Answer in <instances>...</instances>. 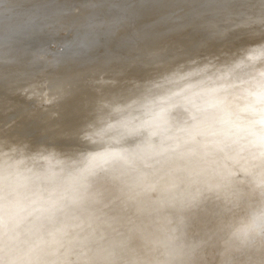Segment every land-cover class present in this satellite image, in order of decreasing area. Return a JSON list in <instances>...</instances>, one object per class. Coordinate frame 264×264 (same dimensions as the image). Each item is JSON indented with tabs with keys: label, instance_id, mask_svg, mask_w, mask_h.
Here are the masks:
<instances>
[{
	"label": "rangeland",
	"instance_id": "1",
	"mask_svg": "<svg viewBox=\"0 0 264 264\" xmlns=\"http://www.w3.org/2000/svg\"><path fill=\"white\" fill-rule=\"evenodd\" d=\"M172 1H174V0H172ZM172 1L171 0H17L15 2L14 6H9L10 8H12V7H15L17 5L18 6L24 5V11L22 13L18 14V16L17 15L15 16L16 20L14 21L15 23H13V24L17 25L18 37L21 35L24 36L28 31H32V32L29 34V36L26 35L22 40H15V41L11 40L13 42L14 50L9 52L7 55L6 54H3V55L0 54V69L2 70V71L0 70V79H1L0 86L1 85L3 86V87L2 86L0 87V89H1L0 91L4 90L6 92L11 93L12 91H14V88L17 87V89L15 88L16 89L15 91L18 92L19 94L17 93L18 94V96H17L15 91H14L13 95L15 94L17 96V98L18 97L20 98V99H17L18 102H20V104H22V102L26 103L30 99L31 102L30 101L29 102L31 105L28 104L29 102H27V104H26V105H29V109L27 108L28 106L24 107V106H26L25 104H23L24 106L22 105V107L24 108V110L26 109L25 112L27 111V109L30 111L31 116H30V114H28V115L32 119L34 118L33 119L34 122H35V120L38 119L39 116L37 115L36 117L35 116L33 117L32 114L36 115L35 113H37V114L41 115V113L44 112L47 109V107H49V109L47 110V113L43 114L44 116H42V115L40 116L39 121L37 123L35 122L36 124H34V122L30 121V127L32 128L33 127L32 125L35 126L34 127L35 131L32 130L33 135L39 134V133L41 135L39 134L40 136H36L38 138H28V139L26 138V140L25 139L24 140H18V143L17 142L14 143V141H16L15 139L10 138L7 140L6 139L7 134H9L11 132V130L13 131L15 128H17L19 124L23 125L24 122H26V123H24V126L21 127L19 125L20 128L19 129L17 128V130H19L18 131L19 133L26 132L25 133L26 135L29 134L30 131H28V129L30 127H28V125H29L28 121H26V119H25V120H22L23 123L22 122L21 123L19 122V124L16 123L18 121L15 122L14 121L15 119L14 120L12 119L13 115L11 116V115H8V113H7V112H10V114H12L11 113L12 110L6 112L7 116H10L11 118L7 117L5 114V116L7 118H10V119L7 120L6 118H4V120L6 119L7 121L5 120L6 121L5 122L3 120L4 121L3 123H2V120H0L2 125H4V123L6 124L10 120V123L8 122V125H10V126L5 125V127H3L0 124L1 125V127H0V143L1 142L4 143V141L6 139L7 142H5V143H7V144L14 143V144H18V146H19L18 149H15L12 151H9V150H5L2 152L0 151V197H1V194L3 193L5 187L10 186L13 183L21 181V179H22L21 176L25 175L26 173H29L32 170L35 174L34 175L32 173V176L29 178L30 182L32 181L35 184L32 186H35V187L39 186V188L43 189L42 190L43 192H41V194H39L36 203L42 204L44 202V200L47 198V196L49 197L51 194H57V196H61V197L58 198L57 207L55 209H53L52 211H49L48 213H46L44 215L42 214L43 216L40 214L39 216L37 215L38 217L35 216L34 218H29L23 222L25 224L26 221H29V224L31 223L30 225L28 224V222H26L27 223V225L25 224L26 226L24 224H20L21 226L19 225L16 227V231L13 234V238L15 239V241L17 243L18 250L12 254V261L7 260L6 264H21V263L17 262V259H18V256H20L23 253L28 257L35 256V254L38 255L40 252L38 250V248H39L38 245H41L44 242V240L46 238V231H48V230H53V234L56 233V235H57L56 237H58V240L56 237H53V235H52V237L55 239H52L51 237H49L50 243L47 244L49 242V240H48L46 244L47 245L52 244V245L48 246V248L52 249L54 247V249L56 248V250L54 251V249H53L51 252L52 254H50L49 252L51 250L49 251L48 248H47V250H45L46 249L45 247L47 245L45 247L43 246L45 249L43 247L42 248L45 250V253H46V251H49L48 254H44V250L42 249L40 254L43 252V255L39 254L40 255V256H38V258L40 259V260L38 259L39 261H37V262L35 261V260H37V255H36L35 258L32 257V258H28L27 260H25L26 264L29 263L28 260H30V259H32V260H30L29 264H31V262H34V261L36 263H32V264H37V263L38 264H123L125 257L122 255L121 249L124 247L125 242L128 241L130 238H133L135 235L142 233L146 223L148 222L146 220V218L148 220H150L153 215H159V213L162 211V207L164 208V206L166 205V204H164L165 202L163 203L162 200H160V196L162 194L164 195V194H166V192H168L169 187L173 182H175L174 183V191L175 192L179 191L180 193H183L180 196L179 192H176V193L174 192L175 193L174 201L170 203V206H175V205L179 204V207L183 213V215L180 217L181 222L185 218H187L188 220H192V219H195L198 217L202 218V217L211 216V218L214 220L215 224L217 225L216 237H224L227 240V243H225L223 239H222L223 242L220 240L219 243H215L216 244L215 247L210 246V244L213 245L212 243L206 244L204 241L196 242L198 248L206 249V254L202 252V258L205 260V264H211V263H214L216 261H217V263L220 262L219 264H232L231 262L233 261L234 257L236 258L235 264H238V263L239 264H253L254 263L253 260L246 257L244 254L240 253L239 255H237V253L239 252L238 251L239 248L236 250H233L231 247L233 244H231V243H235V241L237 239L241 238L242 236L248 237L249 235L254 234L255 230H253L252 232H250V231L254 228H259V226L261 227L260 230H264V226L262 225V224H264V215H261L256 210H254L255 205H257L258 202L252 201L251 195H250L251 194L250 193V191H251L250 187H252V186H250L251 185V183H250L251 170H252L253 166L255 164H257L258 162H260L264 165V0H207V1L206 0H200V2H199V0H194V1L190 0V1H192L189 3L190 5L186 2V0H181L182 2L184 1L183 2L184 4L180 0H178V1L175 0V6H174V2H172ZM176 1L178 3H176ZM201 1H203V4H206V6L204 5L205 11L202 14H200L199 16L189 15V17H188L185 14V12L187 10L189 11V10L193 9L192 11L194 14L195 9L197 8L194 5H197V3L201 5L202 4ZM180 2H181V4H180ZM83 5H84V8H83ZM176 5H177V7H176ZM179 5H180V7H179ZM60 6H63V8L57 9ZM81 6H82L83 10H82ZM3 7H5V6H3ZM181 9L184 10L185 15H182L183 10H181ZM113 10H115V11H113ZM118 10H121L122 14L124 15L123 17L120 16L121 12L114 13V12H117ZM112 11H113V13H112ZM135 12H137V14ZM116 14H118V16H119V17H117V19L120 17H121L120 19L127 18L125 21H127V22L129 21V23L126 22V24H125V21H122L123 19L122 20L119 19V20L124 22L123 23L124 25L121 24V22L119 20H118L119 23L116 22L117 21V19L115 20ZM138 15L139 16L141 15V16L139 17ZM138 17L140 19H143V21H144V19L146 20L147 24L146 23L145 24L149 27V28L146 27L148 31L145 30L144 32H142L143 29H146L145 28L146 25L144 24L145 21L140 22V19ZM151 17H152L151 22H153V25H154V26L152 25L153 29H151V27L148 25L150 23L149 19ZM134 18L137 21L139 20V23H141V24L143 23V25H142L143 27L142 26L138 27L141 24H138V26H137L138 22L137 21L133 22ZM153 19L155 21H153ZM175 19L177 22L174 21ZM93 20H94V22H93ZM88 21H89L91 26L88 25L89 24ZM95 21H97L98 23H96ZM108 21L111 22V25H109V27L107 26L109 24ZM83 22H85V24H83ZM92 22H93V24H92ZM102 22H104V23L102 24ZM94 23L98 24V25L94 26ZM130 23L133 25V27ZM174 23H176V24L178 23L177 25H179L181 27H179V26L176 27L177 25L175 26ZM151 24L152 23H150V25ZM92 25H93V27H92ZM99 25H101V28L99 27ZM89 27L92 28L91 31L94 29V32L93 31L92 32L95 34H93V33L91 34ZM106 30L110 31V32H112L113 30L114 31L112 33H110V32H105ZM86 31H88V32L90 31L89 32L90 34H88ZM145 32H148L149 34H152V35L154 34V35L152 36V35L148 34L149 36H146L147 33H145ZM161 32H163V33H161ZM101 33H105V35L101 34ZM156 33H159L158 34L159 38L157 37L158 35H156ZM85 35L86 36L92 35V36H89L90 38L87 37L86 40H84ZM136 35L140 38L138 39V37H137V39H136ZM124 36L125 37H130V36L135 37V38L133 37L134 39H130L131 45H129V42H128L130 40L127 41L128 38L126 39ZM150 36L152 37V39ZM155 36L158 39H156ZM123 37L126 39L127 42L125 41V39ZM175 38H177V39L179 38V39L177 40ZM180 38H182L181 39L182 41H183V39H185V40L189 39V40L186 42L183 41V44L181 45L182 41L180 40ZM88 39H90V40L92 39V41H94V40H96V41H94V42L91 41L92 43H90ZM122 39L125 41V43H127V46H129L130 48L125 46L124 43H123V45L125 47L121 45L122 48H120V44H121ZM169 39H170V41H169ZM23 40L24 41L26 40V41L24 42ZM132 40L135 44L132 42ZM148 40L152 41V44ZM0 41L1 42L4 41L3 36L1 37ZM114 41H115V43H117V41H120V43L115 45ZM124 41H122V42H124ZM136 41H139V43L141 45L143 43H144L143 45H145V43L148 41L150 44H148V42H147L146 45L144 46V49L146 48L148 51H149L150 46L157 44L158 46L157 45L156 46L159 47L158 49H160L159 52L162 50L160 52L161 57L163 56L162 59L163 60L167 59L166 61L168 63L166 61H164V62H166L169 65L164 66V68L161 67V68H158L155 70L153 69V71L155 72V74H154L153 72L150 71L152 69L149 67L146 68L145 66H140L139 64H136L135 62L132 64V62L135 59H137L136 56L138 55V53H135V51L136 50H137L136 52L140 51L139 50L140 48L138 49V45H137ZM174 41H177V42H174ZM210 41H212L211 44L213 46L209 45L210 46L209 48L207 46L205 47L204 45H208L210 43ZM1 42H0V44H1ZM87 42H88V44L96 43L97 47L95 48L96 44H94V45H92L94 49H92V47H90L88 49L87 48V45H88ZM216 42L218 44H216V48H213V47H215L214 44ZM106 43L108 45H110L112 43L110 46H108V47L112 46L111 49L114 47L113 45H115V46L119 47V50L123 49L125 51V49L127 47V49H129L131 51H128L126 49L127 51L124 52L122 50V52H121L122 54H121L120 51L117 49L118 47L117 48L114 47V50L112 49L114 51V53H113V51L110 48L107 50L108 47H106L107 46ZM198 43H199V45H198ZM98 44H100V45L98 46ZM132 44L137 49H135V47L132 46ZM140 44H139V47L141 46ZM187 44H188V46H187ZM200 44H203V45H200ZM89 46L90 45H88V47ZM167 46L168 47L170 46V47L167 48ZM199 46H202V48L201 47L199 48ZM115 48L118 50L117 52H115L116 51ZM132 49H134L133 52H132ZM142 49H143V46H141V51H140L141 53L146 52V50H144V49L142 50ZM200 49L203 51H201ZM208 49H210V50H208ZM89 50H90V52H89ZM91 50H92V53H91ZM109 50H111L112 52ZM166 50H167V52L165 53ZM84 51L89 52L90 56L87 54V52H85L86 53L85 54ZM103 51L104 52L108 51V52H111L113 55L114 54H117V55H114L115 57L113 59L111 55H108L109 53L107 54V52H105L107 54L106 56L109 57V59H110L109 60V59H107L106 56H104L105 53ZM127 52L131 53L130 55H134V54H137V55L135 57L133 56L134 59L131 60L133 57L131 58L129 56V53H127ZM140 52L138 55L139 57L145 56L147 54V52H146V53H143L141 56ZM102 53L104 55H102ZM118 53H120L119 59L117 57V60L115 61V58H116V56H118ZM125 53L128 55L127 57H130L131 59L129 58V60H128V58L125 56L126 55ZM162 53H165V54H162ZM93 54H94V56H92ZM121 55H123L125 57H122ZM171 55H173V56H171ZM81 56L83 58V61L81 60L82 58L79 59V57H81ZM95 56H96V58H95L96 61H94ZM88 57H89L90 63L92 62L94 64L91 63L92 64L91 65L88 62ZM120 57H122L123 59ZM139 57H138V59H139ZM168 57H169V60L171 62L168 60ZM84 58H86L87 61H84ZM92 58H93L94 62L92 60H90ZM124 58L128 61L131 60L130 63L132 65L128 61L125 60L127 62V64H126V62H124ZM111 59H113V61L109 62V61H111ZM138 59L135 61L139 63ZM79 60H80L81 64L78 62ZM104 60H106V61L108 60L107 63H110V64H108V67L110 69L112 67L113 70H115L116 67L123 66L124 69H122V67L120 68L123 70V71L120 70L121 71L120 73H122V74L119 75L118 74L119 68H116L115 71H116V74L118 75L116 77V74H114L115 71H112L109 68H107V66H106L107 64H105ZM103 61H104V63H103ZM114 61H115V64L117 63V61H119L120 64H116L117 66L114 67L113 66L114 64H112V63H114ZM84 62L85 63L88 62L89 66L87 67V63L85 64ZM96 62L99 63V65L98 64L97 65H98V67L100 66V68H98L96 66L97 68L92 67V69H93L92 70L90 66H95ZM100 62H101L102 66L105 64V67H106L105 68L106 73L104 71L102 72L103 74L105 73L102 77H105V76L107 77L106 81L109 80L108 78L110 75L112 76L111 71L114 74L112 77H110L109 84H111L110 83L111 78H112V82H113L114 81L113 78L115 79V77L117 79H118V77H119V79H121V78L123 79L125 77V79L127 81H129V80L131 81V82H128L129 84H127V81H126V84H127L126 86H129V85H131L130 83L134 82V83H132V85H134L135 88L137 86L142 88V86L140 85L141 82L143 83V87L145 86V84L147 87L148 84H151L150 83V81H151V82H156L157 87H159L158 84L162 81V83L164 85L162 83H160V84H162L161 86L164 89H166V87L168 86L167 89L170 88V89L174 90L175 85H180L190 78L196 79L195 77H192V76H196L199 74L200 75L212 74L213 72L221 71V72H219V75H221V79H219L220 77H218V79L219 80L223 79L224 83L229 82V81L236 79V78H241V79H244V80H239V82L242 81L241 82L242 86H244L243 83L245 82L244 83L245 86L255 87L256 89L259 88V90H257V92L254 93L252 95V97H250L248 100L246 98H244L245 92H242V93L239 92L241 94V99H238L236 97L233 99L235 103L237 101H238V103H242V108L239 110H237V109L235 110L234 108L232 109V108H229V107H226L224 105L219 104V102H221L222 100H224V98H227L228 96L233 94L235 91L234 88L228 89V91H226V89L223 88L224 86H222V85H224L223 83H221V84H219V86L215 87L216 88L215 90L218 89L217 91H215L213 88H212V90L211 89L205 90L206 93H204L205 91H203L200 95L208 94V95H212V96H205L201 100L190 99L188 94L178 95L177 97L173 96L172 98L170 97V100H173L172 102H170V103H173V104H171L170 108H169L170 104L168 103L169 99H167V98L165 99V97H163L165 100H168V101H164V99L161 97L155 98L152 95L151 96L148 95L149 96L148 98L150 99V101H149V99L146 96V94H147L146 93L144 95V98L146 96L145 100L148 99L147 102H149V103L147 104V102L145 101L147 108L145 107V109H144L145 111L143 110V112H146L145 114L147 115V118L149 117L148 112H151V113H149V115L154 120H156L159 117L158 119L162 122H160V121L158 122V119H157V121H154L155 123L157 122V124L160 123V124H158L159 127H156L158 129V131L168 132L171 129H173V131H171L173 134L170 135V138H171V136H173L172 138H174V148H176V149H174V156L175 157H174V159L168 158L165 162H163L161 164V166H159V168H157V170L155 169L157 166L154 167L155 162L152 163L153 160L149 161L148 163L145 164V167L143 166L141 168H135V166L137 165V164L135 165V163H136L135 161H133L131 163L133 165L128 163V164L123 165L121 167L114 168L113 165L115 164V162L119 158L130 159V157L132 158V156H133V155L130 156V154H131L130 152H132L133 154L135 153L134 144L124 143L126 136L122 134L123 130L125 131V129H126V133H124V134H127V132L128 133L132 132V130L131 131H129V130L135 128L137 126V124L139 125V123H140V126H143L146 123H150V121H151V123H150L151 125L154 122L151 120V118H150V121H149V119H146L145 118L146 115H145V117L141 116V117H144L145 120L143 118L139 117V115H142V114L144 115V113L142 112L141 114L137 115L139 117L138 122H139V120L140 121L144 120V121H146V123L145 122H143V123L142 122H139V123L136 122L137 116L136 117L134 116L135 120L133 119L134 117L129 118L127 123H126L128 126L131 124L129 127H127L126 124H125V126H123L124 125L123 123H125V121H126V120L122 121V120H124V118L121 120H115L116 122L118 121L117 123L112 121L111 120L112 118H110V119L107 118V120H109L108 122H111V123L113 122L114 124L112 123V125H111L108 123V127L106 126L107 128H105L103 131H102L101 126L103 125L102 124L103 122H105L107 124L106 120H102V121L100 120L101 123L98 122L97 125L95 124L96 121H94V119H93L94 116L92 117L93 120L90 117L91 112H94V110H93L94 104H92L90 102L89 98L93 96L92 94H94L95 96L98 93L104 95L105 93L103 94L101 92H103L104 89H106L105 83H104V85H103V83H101L102 82L101 80H103L101 75L99 76V74L101 73L100 69L104 68V66L102 67L100 65ZM140 62H141V60H140ZM123 63H125V64H123ZM128 63H129V65H128ZM134 64H136V66ZM16 65H17V67H16ZM133 65H134V67H133ZM137 65L140 66L139 71L142 70L141 67L146 68V70L143 68V72H141V74L143 73V75L145 74V76H147L146 78L140 74L141 76H143V77H141L138 73L139 72L138 70L136 73V69H135V71L132 70L133 72L131 71V68L132 69H134L135 67L138 68ZM172 65H173V67H172ZM18 66L20 68H18ZM35 66H36V68H35ZM219 66H221L220 67L221 70L219 69ZM56 67H57V69H56ZM85 67H87L88 69H86ZM128 67H129V69H128ZM224 67H225V69H224ZM226 67H228V68H226ZM229 67H231V69ZM6 68H7L6 71L9 70V72H11L10 70H12L11 75H13V76H14V74H16L15 72H17L19 70L20 72H18V73H22L24 75H26L28 73L27 76L29 78L27 76L23 75L24 80H22L23 78H22V74H21V76H19L20 79L22 78L21 82H20V79L17 77V75H18V73H17L13 77L14 78L13 79L12 76L8 72L6 73V71H4ZM16 68L18 70H16ZM53 68H55L56 70ZM217 68L219 71L217 70ZM90 69L93 72L97 71V74L92 73V71H90ZM98 69L100 71H98ZM227 69H228V72H226ZM52 70H53V72H52ZM61 70H63V71H61ZM75 70H76V72H74ZM128 70H130L129 72L132 73L131 78L129 77V75L131 73H127L128 75L125 76V74H126L125 71L127 72ZM224 70H225V72H224ZM67 71H68V73L71 72V74H75L76 76H74V75L71 76V74H69V76H67V75L65 76L64 74ZM82 71L85 73H82ZM108 71L110 72V75L108 74L109 73ZM144 71H146V73ZM30 72H33L34 73L33 75L35 77L32 74H29ZM35 72H37L39 75L35 74ZM80 72H81V74L78 75ZM123 72H124V75H123ZM3 73L6 76H4ZM41 73H43V74L41 75ZM62 73H64V74L62 75ZM133 73H136V75L134 74L135 78L133 77ZM150 73H152V76L150 75ZM222 73H225V74H222ZM44 74L46 75L47 78L45 77ZM86 74H89L93 77L92 82L88 81L86 79H84V81H82L83 77ZM107 74H108V76H107ZM37 75H38L37 78H39L40 76L42 77L44 75L42 80H41V78L38 79V80H40L39 81L40 84H39L38 80L35 79ZM60 75H62L63 77ZM97 75L99 76L98 78L101 77V79H98L97 77H95ZM157 75L159 77H157ZM9 76H10V83H11V81L14 82V80H16L15 82L16 83L19 82L18 83L19 86H12V84H10L9 82H6L7 78L9 81ZM208 76H210V75H208ZM5 77H7L6 80H5ZM16 77H17V79H16ZM73 77H74V79H76L75 81L73 80ZM128 77H129V80L127 79ZM137 77H141V79H140L141 82H139V79ZM30 78H32V79H30ZM60 78L64 81H69V85H72V89H73V90H71L72 95L73 94L78 95V93L80 92V90L83 87H84L83 89L85 90V91H83V89L81 90V91H83V93L82 92L79 93V95L77 96L78 99L75 101L76 103L75 102H72L71 104L68 103L69 105L67 104L68 107H66V108H65L66 104L60 103L61 105L64 104L61 107L59 102L55 101V103L59 104V105L57 104V107H56V104L52 100V94H54L56 92V82L58 83ZM95 78L98 81L95 80ZM133 78H134V80H133ZM142 78H143V80H142ZM27 79H28V81H26ZM29 79L32 80V82H30ZM79 79H81V80H79ZM122 79H121V82L119 80L120 83H122V81L124 82V80H122ZM135 79L138 81L139 84L137 83V81H135ZM2 80H3V82H2ZM4 80H5V82H4ZM56 80H58V81H56ZM146 80L149 83H147ZM159 80H161V81H159ZM99 81H101V82H99ZM106 81H104V82H106ZM36 82H38V83H36ZM83 82L84 83L86 82V83L84 84ZM167 82H170V83H168V84H170V86L167 84ZM4 83L7 85L9 84V87L7 85H6V87H4V85H5ZM16 83H14L13 85H15ZM32 83L33 84L35 83V86L37 85L36 88L38 86H40L39 90L37 88V90L39 91V94H37L38 93L37 90H36L37 93H35V94H37V97H36V95L34 97V93L33 94L31 93L33 90H35L34 85H33L34 89H33V87H30V85ZM79 83L80 84L83 83V85L81 87H78L77 89H75L79 85ZM106 83L108 84V81ZM18 84H16V85H18ZM91 84L93 87H95V85L97 84L96 86L99 88L95 87V88H97L96 90H98V89L100 90V88H101L100 86H103L104 87V88L102 87L103 91L98 92L95 89H94V91H92L93 87L90 86ZM98 84H101V85H98ZM107 84H106V87H109V85H107ZM136 84H138V85H136ZM153 84H152V87H156V84L155 83H153ZM84 85H88V86L86 87ZM11 86L14 88H12ZM28 86L30 88H32V89H30V91L32 90L30 93L36 99H34L31 96V94L28 93L29 90L26 89V88H29ZM114 86H115V84H113L112 87L107 88V90H110V88H112L110 90V92L113 90V93L111 92L112 94H114V88L116 87V86L115 87ZM126 86H124V88H120V86H117V88L119 87V89H118L119 93L120 92L123 93L122 95H120L117 91V88H115L116 89L115 93L117 92V94L115 96L118 97L117 100L121 96H125V95H127L128 98H125L127 96L122 97V98H125V100H127L133 94V98L131 97L130 98L131 100H127L129 105L133 104L134 106H138L139 104L143 103V102H140L141 98L139 99L140 95L137 92L138 89H141V88L137 87L135 89L136 91H134V90H132V89H134V87L129 86L130 87V88L128 87L129 90L131 89V91H134L133 93H130L129 90H128L129 92L126 91V89H128V88H125ZM150 86L151 85H149V87ZM18 87H19V89H18ZM85 88H87V89H85ZM102 88H101V90H102ZM78 89H79V91H78ZM120 89H121V91H120ZM122 89H125V90L122 91ZM18 90L19 91L21 90V94H22V92H25V93L27 92V93L26 94L23 93L22 97H21V96H19L21 94ZM74 90H77L78 92H76ZM107 90L104 92H106V94H107V92H108V94H110L109 91H107ZM89 91H91L90 93L93 92L91 94V96H90ZM212 91H214V92H212ZM96 92H97V94H96ZM127 92L129 93V95L124 94ZM243 93H244V95H243ZM25 95L27 96V98L25 97ZM80 95H82L81 96L82 98H80ZM86 95L88 96L87 99H86V97H87ZM102 95H100V96H102ZM117 95H119L120 97ZM134 95H136V96H134ZM23 97H25V100ZM29 97H32V100ZM135 97H136V99H135ZM137 97H138L139 101H137L138 100ZM150 97H152V98H150ZM153 97H154V99H153ZM13 98L16 99V97H13ZM122 98H120L119 100H121ZM26 99H27V101H26ZM79 99L80 100L83 99L85 102H86V100H88L90 103L89 102H87V103L89 105L92 104L91 107L93 106L92 107L93 109L91 107H89L87 104L84 105V106H86L85 108L84 107L82 108V105L85 103H84V101H81V103L83 102V104H81ZM156 99L158 101L154 102V100H156ZM159 99L162 101L161 105L162 104H164V105H162V106L159 105V103H160ZM142 100H144V99L142 98ZM132 101H133V103H132ZM136 101L140 102V103L138 104ZM152 101L154 102V106H153ZM52 102L55 104V106H54L55 108L54 107L52 108V106H53ZM113 102L114 101H112L111 104L109 103L107 108H105L103 110L104 115L108 114L114 108L115 103H113ZM134 102H136V103L134 104ZM165 102H167V103H165ZM79 103H80L81 109L86 110V113H88L87 111L89 109H91L90 114L88 113L89 114L88 117H90V119L92 121H94V123L92 122L93 126H94L93 129H97V131L95 130L96 131L95 132L92 129L93 126L91 127V120H89L90 122H88V120H87L89 118H87L86 121L88 123H90V124L87 123V125L88 126L90 125L91 130L96 133V136L99 133L98 130H101V132L99 133V137L101 136L102 139L104 137V140L105 139L109 140L110 138H112V141H113L111 143V146L114 149V155L110 156L108 158L107 162L105 163V165L103 166V168L100 169V171L98 170L99 172L96 173L97 175H99V174L102 175V174L110 171L111 175L118 180L116 183L113 184V187L111 189L113 191L112 193L116 194V195H114V197H112L111 202L113 200H116L117 198H119L120 200L117 199V201H114L116 204L114 202H112L117 207L118 206L119 207L117 208L116 211L112 212V214H111L110 218L116 222H114L112 224V226H110V227H108V225H107V224H109L108 223L109 220H106L105 218L100 220V221H97V222H88V223L84 224V222L86 220H88L94 216L98 217V216L103 215L109 206V204L107 202H105L103 197H101V195L99 194L100 193L99 191H101L102 189H100L99 186L97 185V182H98L97 177L96 178L94 177L92 179H86V181L82 184V186L80 185L79 188L76 189V187H77L76 185L78 184V180L80 178H83V177L86 178L87 177L88 172H89V168L86 166L81 167V168H79L76 176H72V173L74 170L73 166L63 164L64 158L71 154V152L70 153L68 152V149L71 146V143H70L71 139L69 137H72L74 135V134L69 135L68 132L73 133L74 131L72 129H71L72 131L71 130L67 131L66 130L68 128L67 126H66L67 128H65L64 125L61 126L62 124L66 125L65 122H67V121L64 122V120L62 119L63 115L59 114L60 116H58V113H60L62 111L61 113H63L64 116H68L70 114H73V113H75V111L77 109H79ZM150 103H152L151 106L153 108L150 106ZM50 104H52L51 107H50ZM156 104H158L159 107L161 106L160 109L164 106L163 108H166L165 110L167 112L163 109V110H161V111H163L161 113L159 111L160 110L159 107ZM165 104H166V106L169 104L167 106L169 109H167ZM17 105L19 106V104H17ZM129 105H128V108H130ZM148 105H149V108H148ZM18 106H17V109L20 108V110H23L21 105L19 106V108H18ZM58 106H60L61 108ZM155 107L158 108L159 110L155 109ZM128 108L126 105H123L121 110L123 113H127ZM17 109L15 108V110L13 111L16 114L15 115L13 113L15 118H17L16 116H18L19 114L22 115V112L20 110H18L19 111L18 112ZM130 109H132V108H130ZM150 109H151V111H149ZM152 109H154L156 112ZM171 109H172V111H171ZM146 110H148V111H146ZM48 111H50V115H49ZM152 111H153V113H152ZM157 111L160 113H158ZM154 112L156 113L155 117H154ZM27 113H29V112H27ZM26 114L23 113V116ZM152 114H153V116H152ZM159 114H160V116H159ZM163 114H164V116L165 115L166 116L164 117ZM28 115H26L28 118L27 120L30 119L28 117ZM47 115H49V116H47ZM157 115H158V117H156ZM26 116H24L23 118H25ZM45 116H46L47 120H43L45 118ZM42 117H44V118H42ZM58 117L62 120V122L60 119L58 120ZM20 118H22V116ZM1 119H3V118H1ZM12 120H13V122L11 123ZM129 120H132V122H130ZM147 121H149V122H147ZM14 122L17 125H15ZM13 123H14V125H12ZM82 123L83 122L80 121V124L83 125V127H84L86 122L84 124H82ZM26 124H27V126H25ZM99 124H102V125L98 126ZM132 124H136V125H132ZM150 124H146V127L143 126L144 127V129L142 130L143 134L148 131L149 126H150V128L152 127ZM11 125L13 126V129H12ZM69 125H72V124L70 123ZM77 125H79V124H77ZM81 125H79V126H81ZM87 125H85V126L88 127ZM105 125H104V127H105ZM161 125H163V126H161ZM60 126H61V128H60ZM79 126L76 127L77 128L76 130H78V131L81 130L83 132L84 128L82 126L80 128ZM122 126H123V128L124 127H126V128L123 129V128H121ZM131 126H132V128H131ZM133 126H135V127H133ZM140 126H139V128H143ZM56 128L60 129L59 130L60 132L57 129V132H58L57 134H59V135H60L61 131H63L62 129L67 131V133H65V134L61 133L63 139H64L63 135L68 136V137H65L66 140L69 138L68 142L65 140L66 142H63V144H62V148L66 151H63V153H61L60 156H53V154H51L52 153L51 150H48L45 153L40 154V155H34L35 150L40 145L48 142L52 137H54V134H56V132H54V131H56ZM118 128L120 129V131ZM127 128H129L128 131H127ZM178 128H179V130H178ZM121 129H122L121 137L119 134H117V135H119V137H120L119 138L117 135H115V133H118V131L121 132ZM29 130H31V129H29ZM66 131H63V132H66ZM81 131L79 134H81ZM85 131L86 130L84 129V132ZM88 131H89V129H88ZM88 131H86V132H88ZM92 131H89V133L91 132L90 134L93 133V135L88 134L89 139H86L87 141L90 139H91L90 140L91 142L95 140L94 137H96V136H94L95 133ZM32 132H31V135H32ZM34 132H35V134H34ZM83 133H82V135H83ZM101 133H102V135H101ZM57 134H56V136H57ZM92 136H94V137H92ZM116 136L119 139L114 140V138ZM83 139H85V138H83ZM102 139H100V140H102ZM86 140H83V141H86ZM108 140H106V142ZM110 141H111V139H110ZM176 143L178 144L177 146H176ZM181 144H183L184 146ZM179 146L181 149L178 150L177 148H179ZM112 147H111V149H112ZM189 147H190V149H189ZM146 150H147V147L144 148V151H146ZM182 155H184V156H182ZM89 158L93 159V155L89 151L84 150V151H81L76 156L75 161H76V164L80 165L83 161L89 160ZM186 158H187V160H186ZM25 160L27 161L26 163H28V164H26L22 168V170L19 171V174L21 176L18 177V171H14V170L18 166V162H22ZM96 160L99 161L100 159H98L96 157ZM149 163H151V164H149ZM3 166H5V169L2 168ZM99 166H101V165H99ZM182 166H184V168H182ZM148 167H149V169H148ZM151 167H153L154 169ZM186 168H188L189 170ZM190 169H192V170H190ZM146 170H148V172ZM134 171H136V172H134ZM144 171H146V172H144ZM189 172H190V176L188 175ZM134 173H137V175L135 174V177L133 176L135 178V180H133L132 179L133 177L131 176V174H134ZM192 173H194V174L192 175ZM49 174H50V176L53 174L51 176L52 178H49V176H48ZM56 174H57V177L55 176ZM152 174H154V175H152ZM43 175H44V177H43ZM60 175H61V177H67V179H68V177H70L69 178L70 182L67 180L66 184L63 183L60 185L58 184L59 186H57V185L55 186V184L57 182L56 178H58V176H60ZM53 176H55L56 178H53ZM155 177H157V178L155 179ZM188 177H190V178H188ZM198 177L200 180L197 179ZM127 178H128V180H127ZM40 179H44V180L39 181ZM178 180H179V184L177 182ZM194 180L196 183H193ZM36 181H37V183H36ZM154 181L157 183L153 184ZM181 181H183V182H181ZM40 182H43V184H45V186L44 185L41 186L42 183H40ZM51 182L53 183V185ZM86 182H88V183H86ZM189 182H192V183H189ZM33 183H31V184H33ZM39 183H40V185H39ZM209 183H210V185H209ZM175 184L178 185L179 189H177L178 187H175L176 186ZM191 184H198V185L195 186V185H191ZM204 184H207V185H204ZM73 185H75V186H73ZM180 185L181 186L183 185L182 186L183 189H181L182 187H180ZM185 186L187 187V189H184ZM188 186H189V188H188ZM190 186H192L193 188H191ZM198 186L200 188H202V187H204V188L196 189ZM210 186H212V187H210ZM66 187H67V189H66ZM167 187H168V190L166 191ZM205 187L207 190L205 189ZM194 188H195L196 192H195ZM189 189L192 191H190ZM60 190H62V191H60ZM202 190L207 192V193L205 192L206 195H205V193L202 192ZM69 191L72 193H70ZM20 192L15 193V195L6 193V194H3L2 197L0 198V200H1L0 201V226L5 225V222L13 219L15 217V214L18 212L17 208H15V207L14 208H8V207L6 208L4 205L6 203L10 202L11 200L23 199L26 195V192H25V190H23V191L20 190ZM24 192H25V194H23ZM191 192H192V194L194 193V195H190ZM199 192L201 193V195L198 194ZM63 193H65V194H63ZM184 194L187 195V197L190 196L189 199L187 198L188 200L186 199V196ZM11 195L13 196V198H10V197H12ZM66 195H69V196H66ZM118 195H120V197ZM182 195L187 200V202H185L186 200L183 201L184 198L182 197ZM5 196H7V197H5ZM17 196L20 199H18ZM196 196H197V198H195ZM209 196H211V197L209 198ZM198 197H199V199H198ZM114 198H116V199H114ZM179 199H181L182 201L181 200L178 201ZM200 199H201V201H200ZM158 200H160V201H158ZM190 200L191 201L193 200L194 204L193 203L190 204L188 202ZM203 200H205V202ZM121 201H123V202L125 201V203L123 204V202L121 203ZM197 201H198V203H197ZM36 203L30 205L31 208H29V210L27 212L28 214L29 213L32 214L35 211L36 207L38 206V204H36ZM198 204H200V206ZM167 205H169V203H167ZM136 206H137V208H136ZM67 211H69V215H66V216L63 215L64 217H63V219H61L62 214H64V213L66 214ZM150 212H151V214H149ZM18 213H19L18 217H19V215L23 214V212H21V211ZM145 214H146V216H145ZM123 217H124V219H123ZM130 219H131V221H130ZM59 222H62L63 224L64 223L65 224L61 226V223H59ZM124 223L126 224V226H124L126 228H124L122 226V225H125ZM37 224H38L37 227H39L38 230L35 229V227H36L35 225H37ZM58 224H60V225H58ZM238 224H240L241 226ZM249 225H251V226H249ZM23 226H25L24 229H26L25 234H24V231H22ZM58 226H61V228L62 229L64 228V229L62 230ZM252 226H255V227L253 228ZM19 227H20V230H19ZM28 227H30V228L33 227L37 232L33 229V231H34V233H33L32 228L30 231L29 230L30 228H28ZM40 227H41V229H40ZM243 227H244V229H243ZM239 229H240V231L238 232ZM246 229L247 230L250 229V231L248 230L249 233L247 232ZM28 230L30 232H28ZM54 230H56V231H54ZM57 230L59 232L61 230H62L61 232H65L63 234L67 233V235H66L67 237L65 236L67 239H69V241L67 243L65 242V241H67V239H65V238L62 239L63 238L62 236H64L62 233H61L62 234L61 238L59 237V234H58L59 232ZM112 231H113V234H112ZM233 233L235 234V236ZM73 234H75V235H73ZM27 235L31 236V238H32L31 239L32 242H30V244L28 243V246H31V249H32L31 251H26L27 246L22 245L23 241H27ZM237 235H238V237H236ZM255 235H257V234H255ZM23 236H25V238H26L25 240H24ZM32 236H34V239ZM216 237H214V239ZM246 237H242L241 240H244ZM10 238H11V236H10ZM234 238H235V240H234ZM60 239H62V242H64V243H62ZM53 240H55V241H53ZM0 242H1V233H0ZM59 242H61V243H59ZM221 242H222V244H221ZM59 244H60V246H58ZM224 244H227V245L225 246ZM62 245H64L66 249ZM66 246H68V247H66ZM37 251H39V252H37ZM69 253L72 254V256L71 255L69 256L68 255ZM44 255H46V256H44ZM48 255H49V257H48ZM61 255H63V256H61ZM42 256H44V258H41ZM58 258H61V260ZM25 263L23 262V264H25Z\"/></svg>",
	"mask_w": 264,
	"mask_h": 264
},
{
	"label": "bare ground",
	"instance_id": "2",
	"mask_svg": "<svg viewBox=\"0 0 264 264\" xmlns=\"http://www.w3.org/2000/svg\"><path fill=\"white\" fill-rule=\"evenodd\" d=\"M17 0H0V39H1V37L3 36V42H1V46H0V54L1 55H3V54H8L9 52H11L12 50H14V46H13V42L11 41V40H22L26 35L27 36H29V34L32 32V31H28L24 36H19L18 37V29H17V25L16 24H13V23H15L14 21L16 20V15L18 16V14H20V13H22L23 11H24V5H20V6H15V7H12V8H10L9 6H14L15 5V2H16ZM172 1V0H171ZM178 1V0H177ZM176 1V3H178ZM181 1V0H180ZM189 1V2H188ZM186 0V2L189 4L190 2H192V1H194V0H192V1H190V0ZM207 1V0H206ZM172 2H174V6H175V0L174 1H172ZM182 2V1H181ZM181 2H180V4H181ZM184 2V1H183ZM182 2V3H183ZM198 2V1H197ZM199 2H200V0H199ZM202 2V4H203V1H201ZM184 4V3H183ZM186 4V3H185ZM195 4V3H194ZM200 5V4H198L197 3V5H194V6H196L197 8L195 9V11H194V14H193V9H191V10H187L186 12H185V14L189 17V15H193V16H199L200 14H202L204 11H205V6H206V4H203V5ZM190 5V4H189ZM200 5V6H199ZM205 5V6H204ZM3 6H5V7H3ZM193 6V5H192ZM176 7H177V5H176ZM175 7V8H176ZM179 7H180V5H179ZM182 7V6H181ZM60 8H63V6H60V7H58L57 9H60ZM81 8H82V6H81ZM83 8H84V5H83ZM83 8H82V10H83ZM185 8V7H184ZM180 9V8H179ZM7 10V11H6ZM181 10H183V9H181ZM113 11H115V10H113ZM113 11H112V13H113ZM118 12H121V10H118L117 12H114V13H118ZM145 12V11H144ZM188 12V13H187ZM136 14H137V12H135ZM121 14H122V12H121ZM120 14V16L121 17H123L124 15L122 14L121 15ZM134 14V13H133ZM184 14V10L182 11V15H185ZM139 16V15H138ZM141 16V15H140ZM139 16V17H140ZM151 16V15H150ZM88 17V16H87ZM116 17V18H115ZM115 20L117 19V17H119L118 16V14H116L115 15ZM120 17V18H121ZM138 17V18H139ZM113 18V19H114ZM120 18H118L117 19V21L116 22H118V20L120 19ZM137 18V19H138ZM185 18V17H184ZM123 19V18H122ZM122 19H120V20H122ZM127 18H124L122 21H125ZM130 19V18H129ZM128 19V20H129ZM140 19V18H139ZM147 19V18H146ZM151 19H152V17L149 19L150 20V23H152L151 25H150V23L148 24L150 27H151V29H153L152 28V25H153V22H151ZM179 19V18H178ZM114 20V21H115ZM119 20V21H120ZM92 21V20H91ZM90 21V22H91ZM122 21H120L121 22V24H123L124 22H122ZM134 21H137L135 18H134V20H133V22ZM141 21H143V19H140V22ZM145 21V22H144ZM144 24L146 23L147 24V22H146V20L144 19ZM153 21H155L154 19H153ZM174 21H176V19L174 20ZM86 22V21H85ZM85 22H83V24H85ZM93 22H94V20H93ZM93 22H92V24H93ZM96 23H98L97 21H95ZM109 22V21H108ZM126 22L127 21H125V24H126ZM131 22V21H130ZM132 22V23H133ZM138 23H137V26H138V24H141V23H139V20L137 21ZM177 22V21H176ZM88 23H89V21H88ZM87 23V24H88ZM104 22H102V24H103ZM119 23V22H118ZM117 23V24H118ZM127 23H129V21L127 22ZM136 23V22H135ZM134 23V24H135ZM101 24V25H102ZM131 24V23H130ZM145 24V25H146ZM178 24V23H177ZM176 23H174V25L176 26L177 25ZM89 26H91L90 25V23L88 24ZM95 25H98V24H95L94 23V26ZM101 25H99V27L101 28ZM109 25H111V22H109V24L107 25L108 27H109ZM120 25V24H119ZM124 25V24H123ZM132 25V24H131ZM143 25V23L140 25V26H138V27H141ZM144 25V26H145ZM87 26V25H86ZM121 26V25H120ZM136 26V25H135ZM136 26V27H137ZM154 26V25H153ZM166 26V25H165ZM174 26V27H175ZM179 25H177L176 27H178ZM92 27H93V25H92ZM130 27V26H129ZM132 27H133V25H132ZM143 27V26H142ZM146 27H148L147 25L145 26V28ZM179 27H181V26H179ZM90 28V27H89ZM103 28V27H102ZM149 28V27H148ZM91 29L92 28H90V31H91ZM143 29V28H142ZM89 30V29H88ZM96 30V29H95ZM148 31L147 30V28L146 29H143V31L142 32H144V31ZM89 31V32H90ZM93 32H94V29L92 30ZM91 31V34L93 33ZM102 31V30H101ZM112 31V30H111ZM114 31V30H113ZM112 31V32H113ZM88 34H90L88 31H86ZM85 32V33H86ZM105 32H110V31H105ZM112 32H110V33H112ZM145 33H147V35L146 36H149V35H152V34H149L148 32H145ZM144 33V34H145ZM161 33H163V32H161ZM93 34H95V33H93ZM100 34V33H99ZM101 34H104L105 35V33H101ZM149 34V35H148ZM159 33H156V35H158ZM87 35V34H86ZM85 35V39L84 40H86V38L88 37V38H90L89 36H92V35H89V36H86ZM139 35V34H138ZM154 35V34H153ZM152 35V36H153ZM31 36V35H30ZM141 36V35H140ZM125 37V36H124ZM123 37V38H124ZM132 36H130V37H125L126 39H127V41L128 40H130V39H134L133 37L131 38ZM137 35H136V39H137ZM151 37V36H150ZM149 37V38H150ZM156 37V36H155ZM158 38H159V35L157 36ZM156 37V39H158ZM124 38V39H125ZM140 37H138V39H139ZM162 38V37H161ZM185 38V37H184ZM126 39H125V41H126ZM135 39V40H136ZM151 39H152V37H151ZM175 39H177V38H175ZM179 39V38H178ZM177 39V40H178ZM182 38H180V40H181ZM186 39V38H185ZM185 39H183V41L184 42H186V41H188V40H185ZM89 40V42L90 43H92V42H94V41H96V40H94V41H92V39L90 40V39H88ZM179 40V41H180ZM24 41V40H23ZM26 41V40H25ZM24 41V42H25ZM92 41V42H91ZM122 41H124L123 39H122ZM121 41V44H120V48H122L121 47V45L122 46H124L123 45V43L125 44V46H127V43H125V41L124 42H122ZM126 41V42H127ZM149 41V40H148ZM147 41V42H148ZM169 41H170V39H169ZM182 41V40H181ZM180 41V42H181ZM183 41L181 42V45L183 44ZM110 42V41H109ZM108 42V43H109ZM113 42V41H112ZM129 42V45H131L130 44V42H131V40L130 41H128ZM132 42H133V40H132ZM137 42V45H138V49L141 51V46H143V49H144V46L146 45V43H145V45H141L140 43H139V41H136ZM149 42H151V44H152V41H149ZM148 42V44H150ZM163 42V41H162ZM174 42H177V41H174ZM191 42V41H190ZM193 42V41H192ZM211 42L212 41H210V43L208 44V45H204L205 47L207 46L208 48L210 47V46H213L212 44H211ZM23 43V42H22ZM85 43V42H84ZM100 43V42H99ZM114 43H115V41H114ZM118 43H120V41H117V43H115V45H117ZM134 43V42H133ZM142 43V42H141ZM214 43V42H213ZM18 44V43H17ZM87 44H88V42H87ZM94 44H96V43H93V44H88V45H90L89 47H88V45H87V48L89 49L90 47H92V49H94L93 48V46L92 45H94ZM112 44V43H111ZM110 44V45H111ZM135 44V43H134ZM139 44L141 45L140 47H139ZM155 44V43H154ZM176 44V43H175ZM193 44V43H192ZM191 44V45H192ZM216 44H218L217 42L214 44V46L215 47H213V48H216ZM23 45V44H22ZM100 44H98V46H99ZM107 45V46H106ZM106 47H108V46H110V45H108L107 43H106ZM115 45H113L114 47H118V46H115ZM136 45V46H137ZM157 45V44H156ZM156 45H152V46H150V48H149V51L145 48L144 50H146V52H147V54L145 55V56H142V54L143 53H146V52H140V51H138V52H136L135 51V53H138V55H139V52L141 53V56L143 57H139L137 54H134V55H130L131 53H129V52H127V53H129V56L132 58L133 56L135 57L136 55V58L138 59V57H139V63L138 62H136L135 60H137V59H135L133 62H132V64L135 62L136 64H139L140 66H145L146 68L147 67H149V68H151L152 70H150L149 68V70L151 71V72H153L154 74H155V72L153 71V69L155 70V69H158V68H161V67H163L164 68V66H168L169 64H167L168 62L166 61V60H163L162 59V57H161V55H160V52L162 51H160L159 52V50L160 49H158L159 47H157ZM198 45H199V43H198ZM200 45H203V44H200ZM210 45V46H209ZM17 46V45H16ZM104 46V47H105ZM124 46V47H125ZM132 46H134L133 44H132ZM187 46H188V44H187ZM18 47V46H17ZM97 47V44L95 45V48ZM105 47V48H106ZM112 47V46H111ZM111 47H108L107 48V50L110 48L111 49ZM114 47L112 48L113 50H114ZM127 47H129V46H127ZM127 47H126V49H127ZM135 47V46H134ZM148 47V46H147ZM157 47V48H156ZM170 47V46H169ZM168 46H167V48H169ZM202 48V46H199V48ZM115 48V52H117L118 50H119V47L116 49ZM130 48V47H129ZM132 48V47H131ZM162 48V47H161ZM172 48V47H171ZM185 48V47H184ZM204 48V47H203ZM111 49V50H112ZM125 49V48H124ZM125 49V51L124 52H126L127 50L128 51H131V50H129V49H127L126 50ZM135 49H137L136 47H135ZM142 49V50H143ZM163 49V48H162ZM212 49V48H211ZM105 50V49H104ZM111 50H109V51H111ZM112 50V51H113ZM122 50L120 49L119 51H120V53L122 52ZM133 50L134 49H132V52H133ZM165 50V49H164ZM163 50V51H164ZM201 50V49H200ZM208 50H210V49H208ZM94 51V50H93ZM111 51V52H112ZM198 51V50H197ZM201 51H203V50H201ZM85 52H87V51H84V53ZM89 52H90V50H89ZM89 52H87V54L90 56V53ZM104 52V51H103ZM105 52H107V54L108 55H111L112 56V58L114 59V55H117V54H112L111 52H108V51H105ZM104 52V53H105ZM167 52V50L165 51V53ZM200 52V51H199ZM80 53V52H79ZM91 53H92V50H91ZM113 53H114V51H113ZM120 53H118V56H116V58H115V61L117 60V57H118V59H119V54ZM165 53H162V54H165ZM174 53V52H173ZM185 53V52H184ZM86 54V53H85ZM98 54V53H97ZM106 53H105V55L102 53V55H104V56H106L107 55ZM122 54V53H121ZM126 54V53H125ZM124 54V55H125ZM176 54V53H175ZM80 55V54H79ZM86 56V55H85ZM92 56H94V54L92 55ZM91 56V57H92ZM122 57H127L128 55L126 54L125 56H123V55H121ZM171 56H173V55H171ZM107 57V56H106ZM122 57H120V58H122ZM130 57H127L128 58V60H129V58ZM134 57L131 59V60H133L134 59ZM80 58H82V56L81 57H79V59ZM96 58V56L94 57V59ZM111 58V57H110ZM171 58V57H170ZM75 59V58H74ZM86 58H84V61H87V59L85 60ZM107 59H109V57H107ZM113 59H111V61H109V62H112L113 61ZM123 59V58H122ZM172 59V58H171ZM82 61H83V58L81 59ZM90 60H92L93 61V58L92 59H90ZM110 60V59H109ZM121 60V59H120ZM119 60V61H120ZM126 59L124 58V62H126V61H128V60H126ZM131 60L130 61H128L129 63L131 62ZM140 60H141V62H140ZM168 60H169V57H168ZM94 61H96V59L94 60ZM93 61V62H94ZM105 61V64H107L106 66H107V68H109L108 67V64H110V63H107V61L106 60H104ZM104 61H103V63H104ZM115 61H114V63H112V64H114L113 66L115 67V66H117L116 64H120V62L119 61H117V63L115 64ZM122 61V60H121ZM164 61H166V62H164ZM170 61V60H169ZM79 63H80V60L78 61ZM77 62V63H78ZM88 62L90 63V61H89V57H88ZM88 62H86L87 63V67L89 66L88 64ZM119 62V63H118ZM171 62V61H170ZM85 63V62H84ZM85 63V64H86ZM92 63V62H91ZM90 63V64H91ZM122 63V62H121ZM129 63H128V65H129ZM81 64V63H80ZM92 64H94V63H92ZM91 64V65H92ZM99 65V63H97L96 62V64H95V66H90L91 67V69H92V67H94V68H97L98 67V65ZM105 64L103 65L104 66V68H101L100 70L98 69V71H100L101 73L104 71L105 73H106V71H105ZM123 64H125V63H123ZM122 64V65H123ZM126 64H127V62H126ZM131 64V63H130ZM131 64V65H132ZM136 64H134L135 66H136ZM171 64V63H170ZM235 64V63H234ZM100 65H101V62H100ZM134 65H133V67H134ZM139 65H137L138 66V68L137 67H135L134 69H132L131 68V71L132 70H134L135 71V69H136V73H137V70L139 71ZM97 66V67H96ZM102 66V65H101ZM102 66V67H103ZM121 66V65H120ZM126 66V65H125ZM233 66V65H232ZM16 67H17V65H16ZM83 67V66H82ZM87 67H85L86 69H88ZM113 67V68H114ZM122 67V69H124V67L123 66H121ZM121 67H116V68H119V70H118V74L120 75V74H122V73H120L121 71L120 70H122V69H120ZM130 67V66H129ZM129 67H128V69H129ZM172 67H173V65H172ZM221 66H219V69L221 70V68H220ZM18 68H20L19 66H18ZM35 68H36V66H35ZM98 68H100V66L98 67ZM116 68H115V70H116ZM127 68V67H126ZM144 68V67H143ZM143 68L141 67V71H139L138 73H139V75L141 74V72H143ZM146 68H144L145 70H146ZM226 68H228V67H226ZM230 69H231V67H229ZM233 68V67H232ZM3 69V68H2ZM15 69V68H14ZM53 69H55V68H53ZM56 69H57V67H56ZM55 69V70H56ZM90 69V71H92ZM110 69V68H109ZM224 69H225V67H224ZM229 69V70H230ZM261 69V68H260ZM1 70V69H0ZM7 70V68L4 70V71H6ZM16 70H18L17 68H16ZM15 70V71H16ZM48 70V69H47ZM54 70V71H55ZM85 70V69H84ZM97 70V69H96ZM110 70H112V71H115V70H113L112 69V67H111V69ZM109 70V71H110ZM217 70H218V68H217ZM233 70V69H232ZM2 71V70H1ZM3 71V72H4ZM11 72H12V70H10ZM61 71H63V70H61ZM108 71V72H109ZM111 71V74H112V76L114 75V74H116V71H115V73L113 74V72ZM123 71V70H122ZM130 70H128L127 72L125 71V76L126 75H128L127 73H131V72H129ZM149 71V72H150ZM161 71V70H160ZM219 71V70H218ZM9 73L10 75H11V72H9V70L8 71H6V73ZM18 72H20L19 70L17 71V72H15L16 74L18 73ZM52 72H53V70H52ZM74 72H76V70L74 71ZM99 72V73H100ZM107 72V73H108ZM133 72V71H132ZM145 73H146V71H144ZM219 72H221V71H219ZM219 72H213L212 74H203V75H200L199 73V75H196V76H192V77H195L196 79H193V78H190V79H188L187 81H185V82H183L182 84H180V85H175L174 86V90L173 89H167V87H166V89H164L161 85L163 84L162 83V81L161 80H159V81H161L160 83H162V84H158L159 85V87H157V83L156 82H151L150 81V83L151 84H148L147 85V87H146V82L144 83L145 84V86L143 87V83L141 82V77H147V76H145V74L143 75V73L141 74V75H143V76H141V77H137L138 79H139V82H141L140 83V85L142 86V88L141 87H139V86H137V87H139V88H141V89H138V93H139V95H140V97H139V99L141 98V100H142V98L144 99V100H140V102H143V103H141V104H139L140 102H137V101H139V99H138V97H137V103L139 104L138 106H134L133 104L130 106L129 105V103H128V101L127 100H131L130 98L132 97L133 98V94H132V96L129 98V99H127V100H125V98H128V96L127 95H125V96H127V97H125V96H119V95H117V96H119L120 98H122V97H125V98H122L121 100H117V98L118 97H116L115 95L117 94V92L115 93V91H116V89L115 88H117V86H120V88H124V86H126L127 84H129L128 82H131L130 80H129V77L131 78V75H132V73L129 75V77L127 78L129 81H127L126 79H125V77L122 79V80H124V82L122 81V83H120L121 82V79H119V77H118V79L116 78L118 75L116 74V77H115V79L113 78V82H112V78H111V84H109V81H110V77H112L111 75H110V72L108 73L110 76H109V80H107L108 81V84L106 83L107 81H106V79H107V77L105 76V77H102L104 74L102 73H100L99 74V76L101 75V77H102V79L103 80H101V81H99V82H101V83H103V85H104V83H105V88L106 89H104V91H106L107 90V88H109V87H112L113 86V84H115V88H114V94H112L113 93V90L110 92V90L112 89V88H110V90H107V91H109V93L110 94H108V92H107V94H106V92H104L103 91V86H100L101 88H102V90H101V88H100V90L98 89V90H96L97 88H99V87H97L96 85H95V87H97V88H95V87H93L92 86V84L90 85V86H92L93 87V90L92 91H94V89L96 90V91H103V92H101V93H105L104 95H102V94H100V93H98L97 94V92H96V96L94 95V94H92V93H90L91 91H89V93H90V96H91V94L93 95L92 97H90L89 98V100H90V102L92 103V104H94V109L91 107V105H89L87 102H89L88 100H86V102L83 100V99H79L80 100V103H81V101H84V103L85 104H83V102L81 103V104H83L82 105V108L84 107H86V106H84V105H88L89 107H91L93 110H94V112H91L90 110L91 109H89L87 112L90 114V112H91V114H90V117H91V119H92V117L94 116V121H96L95 122V124L97 125L98 124V122L99 123H101V121L102 120H106L107 121V124L105 123V122H103L102 124H99L98 126H100V125H102L101 127H102V131L105 129V128H107L108 127V123L109 124H111L112 125V123L111 122H108L109 120H107V118H112L111 120L112 121H114L115 123H117L115 120H121V119H123L124 118V120H122V121H125V123H123L122 125L123 126H125V124L127 123V121H128V119L129 118H133L134 116L136 117L137 115H139V114H141L142 112H143V110L145 109V107H146V102L148 101V97L149 96H154L155 98L157 97V98H159V97H161V98H163V97H165V99L167 98V99H169V101L168 100H165L164 98V101H168V103L170 104V106H169V108L171 107V104H173V103H170V102H172L173 100H170V97L172 98L173 96L174 97H177L178 95H183V94H188L189 95V97H190V99H198V100H201L202 98H204L205 96H212V95H208V94H205V95H200L203 91H205V90H208V89H211L212 90V88L215 90L216 88L215 87H217V86H219V84H221V83H223L224 85H222V86H224L223 88L224 89H226V91H228V89H232V88H234L235 89V91H234V93L233 94H231L230 96H228L227 98H224V100H222L221 102H219V104L220 105H224V106H226V107H229V108H234L235 110L237 109V110H239V109H241L242 108V103H238V101L235 103L234 102V98L236 97V98H238V99H241V94L240 93H242V92H245V97L244 98H246L247 100L250 98V97H252V95L254 94V93H256L257 92V90H259V88L258 89H256L255 87H249V86H245V82L243 83V85L244 86H242L241 85V82H239V80H244V79H241V78H236V79H233V80H231V81H229V82H225L224 83V80L222 79V80H219V79H221V75H219ZM224 72H225V70H224ZM226 72H228V69H227V71ZM27 73V72H26ZM65 73V72H64ZM64 73H62V75L64 74ZM82 73H85V72H83L82 71ZM92 73H95V74H97V71H92ZM136 73H133V77H134V74L136 75ZM157 73V72H156ZM16 74H14V76L16 75ZM21 74L22 73H18V75H17V77L19 78V76H21ZM29 74H34L33 72H30ZM35 74H38L37 72H35ZM43 73H41V75H42ZM69 74H71V72L70 73H68V71L64 74L65 76L67 75V76H69ZM78 74V73H77ZM81 74V72L78 74V75H80ZM91 74V73H90ZM108 74H107V76H108ZM222 74H225V73H222ZM2 75V74H1ZM3 75H4V73H3ZM24 74H22V78L24 77V76H27L28 75V73L26 74V75H24ZM39 75V74H38ZM38 75L36 76V80H38L39 78H41V80L43 79V77H44V75L41 77H39V78H37L38 77ZM62 75H60V76H62ZM72 75H74V76H76L75 74H71V76ZM94 75V74H93ZM123 75H124V72H123ZM138 75V74H137ZM138 75V76H139ZM149 75V74H148ZM150 75L152 76V73H150ZM149 75V76H150ZM208 75H210V76H208ZM261 75V74H260ZM4 76H6V75H4ZM12 76V78L14 77L13 75H11ZM31 76V75H30ZM34 76V75H33ZM84 76V75H83ZM90 76V77H89ZM98 75L97 76H95V77H99ZM122 76V75H121ZM120 76V77H121ZM148 76V77H149ZM8 77V76H7ZM7 77H5V80H6V78ZM17 77H16V79H17ZM28 77V76H27ZM32 77V76H31ZM35 77V76H34ZM45 77H46V75H45ZM63 77V76H62ZM89 77V78H88ZM101 77L100 78H98V79H101ZM157 77H159L158 75H157ZM218 77H220L219 79H218ZM4 78V77H3ZM21 78V79H22ZM29 78V77H28ZM47 78V77H46ZM76 78V77H75ZM135 78V77H134ZM134 78H133V80H134ZM14 79V78H13ZM12 79V80H13ZM20 79V78H19ZM21 79H20V82H21ZM30 79H32V78H30ZM29 79V81L30 82H32V80H30ZM84 79H86V80H88V81H93V77L91 76V75H89V74H86L84 77H83V80L82 81H84ZM150 79V78H149ZM154 79V78H153ZM5 80H4V82H5ZM22 80H24V78L22 79ZM71 80V79H70ZM73 80L75 81L76 79H74V77H73ZM72 80V81H73ZM79 80H81V79H79ZM95 80H97L96 78H95ZM119 80H120V82H119ZM132 80V79H131ZM132 80V81H133ZM142 80H143V78H142ZM0 81H1V79H0ZM16 80H14V82H12L11 81V83H10V76H9V81H8V78H7V80H6V82H9L10 84H12V86H19V82L18 83H16L15 82ZM18 81V80H17ZM26 81H28V79L26 80ZM40 80H38V82H39ZM56 81H58V80H56ZM78 81V80H77ZM98 81V80H97ZM96 81V82H97ZM104 81H106V82H104ZM126 81H127V84H126ZM135 81H137L136 79H135ZM147 81V80H146ZM2 82H3V80H2ZM38 82H36V83H38ZM95 82V83H96ZM98 82V83H99ZM14 83H16V84H18V85H13ZM84 83V82H83ZM83 83H79V85L75 88V89H77L78 87H81L82 85H83ZM86 83V82H85ZM84 83V84H85ZM94 83V84H95ZM132 83H134V82H132ZM132 83H130L131 85H129V86H133L134 87V85H132ZM137 83H138V81H137ZM147 83H149L148 81H147ZM153 83H155L156 84V87H152V84ZM165 83V82H164ZM168 83H170V82H167V84ZM240 83V84H239ZM5 84V83H4ZM39 84H40V82H39ZM88 84V83H87ZM106 84L107 85H109V87H106ZM121 84V85H120ZM139 84V83H138ZM138 84H136V85H138ZM166 84V83H165ZM6 85L7 84H5L4 85V87H6ZM32 85V86H31ZM30 85V87H33V85L35 86V83L33 84H31ZM89 85V84H88ZM88 85H84V86H88ZM98 85H101V84H98ZM124 85V86H123ZM135 85V86H136ZM149 85H151L150 87H149ZM154 85V84H153ZM164 85V84H163ZM169 86H170V84H168ZM2 86V85H1ZM0 86V87H1ZM8 87H9V84L7 85ZM11 86V87H12ZM37 86V85H36ZM36 86H35V90H31L30 91V89H32V88H30L29 86V88H26V89H28L29 90V92L28 93H34V97H35V95H36V97H37V94H39V87L40 86H38L37 88H38V90H37V88H36ZM54 86V85H53ZM89 86V87H90ZM123 86V87H122ZM129 86H126L125 88H128ZM173 86V85H172ZM171 86V87H172ZM221 86V87H222ZM3 87V86H2ZM136 87V88H137ZM12 88H14V87H12ZM16 89H17V87H15ZM14 88V91L16 90ZM84 88V87H83ZM82 88V89H83ZM91 88V87H90ZM130 88V87H129ZM129 88L128 89H126V91H128L129 90ZM135 87H134V89H132V90H134V91H136L135 89H136ZM18 89H19V87H18ZM33 89H34V87H33ZM80 89V88H79ZM79 89H78V91H79ZM81 89V90H82ZM85 89H87V88H85ZM92 89V88H91ZM118 89H119V87L117 88V91H118ZM153 89V90H152ZM1 90V89H0ZM38 91V93H37V91ZM71 90H73L72 89V85H69V81H64V80H62L61 78L59 79V82L57 83L56 82V92L54 93V94H52V100L54 101V103H55V101H57V102H59V104L60 103H64V104H68V103H72V102H75L78 98H77V96L79 95V93L80 92H82L83 93V91H85L84 89H83V91H81L80 90V92L78 93V95H72V93H71ZM123 90H125V89H122V91ZM218 90V89H217ZM217 90H215V91H217ZM14 91H12L11 93H9V92H6V91H0V120H2V123L7 119H10L11 117L10 116H7V113H8V115H13V117H12V119L16 122V121H18V122H16V123H18L19 124V122L21 123L22 122V120H25L26 119V121H28V123H29V125H28V127H30V121L31 122H34V118L32 119L31 117H29V115L28 114H30V111L28 110L29 109V105H26L27 104V102H29L30 101V99L27 101V99H26V103H24V102H22V104H20V102H18V100L17 99H20L19 97L17 98V96H18V92H16L15 91V93H16V95L14 96L13 95V93H14ZM19 91V90H18ZM23 91V90H22ZM36 91V92H35ZM74 91H76V92H78L77 90H74ZM120 91H121V89H120ZM125 91V92H126ZM130 91V93H133L134 91H131V89L129 90ZM128 91V92H129ZM20 92V94H21V90L19 91ZM75 92V93H76ZM124 93V94H128L129 95V93ZM211 92V91H210ZM209 92V93H210ZM212 92H214V91H212ZM240 92V93H239ZM18 93V94H17ZM23 93H25V92H22V94ZM27 93V92H26ZM25 93V94H26ZM30 93V94H31ZM35 93H37V94H35ZM118 93H119V91H118ZM136 93V92H135ZM147 93V94H146ZM204 93H206V91L204 92ZM22 94L21 95H19V96H21L22 97ZM31 94V96L33 97V95ZM102 95V96H100V95ZM120 95H122L123 93H119ZM146 94V96H147V100H145V98H146V96H145V98H144V95ZM213 94V93H212ZM13 95V96H12ZM149 95V96H148ZM172 95V96H171ZM243 95H244V93H243ZM24 96V95H23ZM30 96V95H29ZM82 95H80V98H82L81 97ZM87 96V95H86ZM95 96V97H94ZM134 96H136V95H134ZM13 97H16V99L15 98H13ZM25 97L27 98V96L25 95ZM25 97H23L24 98V100H25ZM32 97H29V98H31V100H32ZM33 97V98H34ZM39 97V96H38ZM84 97V96H83ZM154 97H153V99H154ZM22 98V99H23ZM88 98V96L86 97V99ZM150 98H152V97H150ZM34 99H36V98H34ZM33 99V100H34ZM135 99H136V97H135ZM174 99V98H173ZM243 99V98H242ZM160 100V99H159ZM22 101V100H21ZM111 101V102H110ZM112 101H114L113 103H115V106H114V108L108 113V114H106V115H104V112H103V110L105 109V108H107V106L109 105V103L111 104L112 103ZM120 101V102H119ZM135 101V100H134ZM146 101V102H145ZM149 101H150V99H149ZM157 102L158 100L156 99V100H154V102ZM163 101V102H164ZM31 102V101H30ZM30 102L28 103V104H30ZM89 102V103H90ZM136 102H134V104L136 103ZM145 102V103H144ZM153 102V101H152ZM154 102H153V106H154ZM161 100H160V103H159V105H161ZM53 102H52V104H53V106H52V108L55 106V104H56V107H57V104L58 103H55L54 104ZM76 103V102H75ZM80 103H79V109H77L76 111H75V113H73V114H70V115H68V116H64V114L63 113H58V116H60L59 114H61V115H63L62 117V119L64 120V122L65 121H67V122H65L66 123V125L65 124H62L61 122H62V120L58 117V120L60 119L61 120V126H63L64 125V127L65 128H67L66 130L67 131H69V130H73L74 132L73 133H70V132H68V134L69 135H72V134H74L72 137H69L71 140H70V143H71V146H70V148L68 149V152L70 153L71 152V154L69 155V156H67V157H65L64 158V161H63V164L64 165H72L73 166V173H72V176H76V174L78 173V170H79V168H81V167H84V166H86V167H88L89 168V172H88V175H87V177L85 178V177H83V178H80L79 180H78V184L76 185L77 187H76V189H78L79 188V186L81 185L82 186V184L86 181V179H92V178H96L97 177V185L99 186V188L100 189H102L101 191H99L100 193V195H101V197H103V199H104V201L105 202H107L108 204H109V206H108V208L106 209V211L104 212V214L103 215H101V216H98V217H96V216H94V217H92V218H90V219H88V220H86L85 222H84V224H86V223H88V222H97V221H100V220H102V219H106V220H109V224H107L108 225V227H110V226H112V224L114 223V222H116V221H113L110 217H111V214H112V212H114V211H116L117 210V208L119 207H117L115 204V202L114 201H117V199H119V198H114V199H116V200H113L112 202H114L115 204H113L112 202H111V199H112V197H114V195H116V194H114V193H112L113 191L111 190L112 189V187H113V184L114 183H116L118 180L115 178V177H113L112 175H111V172L109 171V172H107V173H104V174H102V175H97L96 173L97 172H99L100 171V169H102L103 168V166L105 165V163L107 162V160H108V158L110 157V156H112V155H114V149H113V147L111 146V143L113 142L112 141V138H110L111 139V141H110V139L108 140V139H105L104 140V137H103V139L101 138V136L99 137V133L101 132V130H98V134H97V136H96V131H97V129H93L94 128V126H93V123H94V121H92L91 119H90V117H88L89 116V114L88 113H86V110H82L81 109V106H80ZM132 103H133V101H132ZM149 102H147V104H148ZM165 103H167V102H165ZM17 104H19V106L21 105V107H22V105L23 104H25L26 106H24V107H27L28 109H27V111L25 112V110H24V108L22 107V109L24 110H20V108H19V106L17 105ZM52 104H50V107H51V105ZM58 104V105H59ZM64 104H62V105H64ZM168 104V105H169ZM31 105V104H30ZM62 105L60 104V106L62 107ZM65 105V108L66 107H68V105L66 106ZM123 105H126L127 106V108H128V105H129V107L130 108H134L133 110L132 109H130V108H128V112L127 113H123L122 112V106ZM152 105V103H150V106ZM157 106H158V104H156ZM162 105H164V104H162ZM161 105V106H162ZM167 105V106H168ZM17 106H18V108L19 109H17ZM60 106H58V107H60ZM134 106V107H133ZM156 106V107H157ZM160 106V107H161ZM165 106H166V104H165ZM166 106V107H167ZM60 107V108H61ZM96 107V108H95ZM152 107V106H151ZM150 107V108H151ZM155 107V109H157V110H159L160 109V107H159V109L158 108H156ZM164 107V106H163ZM161 108L159 111L162 113L163 111H161V110H165L166 108ZM248 107V106H247ZM15 108L17 109V111L18 110H20L21 112H22V115L21 114H19L18 116H16L17 118H15V116H14V114H15V112H13L14 110H15ZM55 108V107H54ZM64 108V107H63ZM147 108V107H146ZM148 108H149V105H148ZM153 108V107H152ZM168 107H167V109H169ZM49 109V107H47V109L44 111V112H42L41 113V115L42 116H44L43 114L44 113H47V110ZM87 109V108H86ZM173 109V108H172ZM172 109H171V111H172ZM12 110V111H11ZM92 110V111H93ZM132 110V111H131ZM152 110H154V109H152ZM7 111H11V113L12 114H10V112H7ZM16 111V112H17ZM145 111V110H144ZM146 111H148V110H146ZM149 111H151V109L149 110ZM155 111V110H154ZM166 111V110H165ZM164 111V112H165ZM7 112V113H6ZM19 112V111H18ZM17 112V113H18ZM27 112H29V113H27ZM49 112V115H50V111H48ZM156 112V111H155ZM154 112V117H155V115H156V113ZM158 112V111H157ZM160 112H158V113H160ZM167 112V111H166ZM14 113V114H13ZM23 113H27L26 115H28V117L30 118L29 120H27L28 118H27V116L26 115H24V116H26L25 118H23L24 116H23ZM144 113V115L142 114V115H139V117H141V116H144L145 117V113L146 112H143ZM149 113H151V112H148V118H147V115H146V119H149V121H150V118H151V116L149 115ZM152 113H153V111H152ZM5 114H6V116L7 117H10V118H7L6 116H5ZM36 115H33L32 114V116L34 117H36L37 115L39 116L38 117V119L37 120H35V122L37 123L38 121H39V119H40V116L41 115H39V114H37V113H35ZM16 115V114H15ZM49 115H47V116H49ZM5 116V117H4ZM22 116V118H20ZM30 116H31V114H30ZM132 116V117H131ZM152 116H153V114H152ZM159 116H160V114H159ZM163 116H164V114H163ZM166 116V115H165ZM164 116V117H165ZM135 117L133 118L134 120H135ZM138 116L136 117V122H138V118H139ZM144 117H141V118H143L144 120H145V118ZM156 117H158V115L156 116ZM162 117V116H161ZM171 117V116H170ZM1 118H3V119H1ZM4 118H6L5 120H4ZM42 118H44V117H42ZM45 118H46V116H45ZM43 119V120H47V118L46 119ZM87 118H89V119H87ZM140 118V119H141ZM159 118V117H158ZM157 118V119H158ZM36 119V118H35ZM86 119L88 120V122H90L89 120H91V127H92V129L95 131H92L91 130V127H90V125L88 126L87 125V121H86ZM114 119V120H113ZM132 119V120H133ZM142 119V120H143ZM156 119V118H155ZM157 119L156 120H154V119H152L151 118V120L154 122V121H157ZM162 119V118H161ZM4 120V121H3ZM6 120V121H7ZM13 120L11 121V123L13 122ZM101 120V121H100ZM132 120H129L130 122H132ZM140 121L139 120V122H145L146 123V121ZM5 121V122H6ZM80 121H82L83 123L82 124H84L85 122H86V124L85 125H87L88 127H86L85 125H84V127H83V125H81L80 124ZM149 121H147V122H149ZM160 120L158 119V122H159ZM167 121V120H166ZM9 123H10V120L8 121ZM8 122L5 124L4 123V125H2L1 124V121H0V124L3 126V127H5V125L6 126H10V125H8ZM14 122V123H15ZM34 122V124H36ZM79 122V123H78ZM93 122V123H92ZM138 122V123H139ZM160 122H162V121H160ZM14 123L12 124V125H14ZM15 123V125H17ZM23 123V122H22ZM24 123H26V122H24ZM24 123H23V125L22 124H19L21 127L22 126H24ZM27 123V124H28ZM71 123L72 125H69V124ZM141 123V124H142ZM144 123V124H145ZM150 123H151V121H150ZM150 123H146V124H150ZM155 123V122H154ZM150 124L152 127L150 128V126H149V129H148V131L146 132V133H142V130L144 129V127H146V124L145 125H143V126H140V123H139V125L137 124V128L135 127V126H133V127H135V128H133V129H130L129 131H131L132 130V132H130V133H128L127 132V134H124V133H126V129H125V131L123 130V133H122V129H121V132H119L120 131V127L118 128L119 129V131H118V133H115V135H117V134H119L120 135V137H121V133L123 134V135H125L126 137H125V141H124V143H132V144H134V146H135V153L133 154L132 152H130L131 154H130V156L131 155H133L132 156V158L130 157V159H123V158H119L116 162H115V164L113 165V167L114 168H118V167H121V166H123V165H126V164H128V163H132L133 161H135L136 163H135V168H141V167H145V164L146 163H148L149 161H151V160H153L152 161V163L153 162H155V165H154V167H156L155 169L157 170V168H159V166H161V164L163 163V162H165L168 158H173L174 159V149H176V148H174V138H172L173 136H171V138H170V135L171 134H173L171 131H173V129H171L170 131H168V132H164V131H158V129L156 128V127H159L158 126V124H160V123H158L157 124V122L155 123V124ZM27 124L25 125V126H27ZM77 124H79V125H81L86 131H88V129H89V131H92V132H94L95 133V135L94 136H96V137H94V136H92V137H94L95 138V140L94 141H90V140H86V139H89V135H93V133L92 134H90L89 133V131L88 132H84V129H83V132L81 131V130H76L77 128V126H79V125H77ZM88 124H90V123H88ZM106 124V125H105ZM114 124V123H113ZM136 124H132V125H136ZM1 125H0V127H1ZM11 125V127H12V129H13V126ZM18 125V129L20 128V126ZM77 125V126H76ZM95 125V126H96ZM104 125H105V127H104ZM110 125V126H111ZM127 125V124H126ZM131 125V124H130ZM129 125V126H130ZM157 125V126H156ZM33 127V129L30 127L29 129H31V130H29L28 129V131H30L29 132V134H25L26 132H22V133H19L18 131L19 130H17V128H15L13 131L11 130V132L9 133V134H7V137H6V139L8 140V139H15L16 141H14V143L15 142H17L18 143V140H26V138L28 139V138H38V137H36V136H40L39 134H35V132H34V134L35 135H33V132H32V130H34V125H32ZM61 126H60V128H61ZM67 126V127H66ZM81 126H79L80 128H81ZM97 126V127H98ZM107 126V127H106ZM123 126L121 127V128H123ZM128 125H127V127H129ZM139 126L140 127H143V128H139ZM161 126H163V125H161ZM63 127V128H64ZM78 127V128H79ZM86 127V128H85ZM96 127V128H97ZM148 127V126H147ZM124 128H126V127H124ZM123 128V129H124ZM131 128H132V126H131ZM57 129H58V131L60 130L59 128H56V131H54V132H56V134L58 133L57 132ZM128 129L129 128H127V131H128ZM63 131H66V130H64V129H62ZM71 130V131H72ZM178 130H179V128H178ZM35 131V130H34ZM63 131H61V133H67V131L66 132H63ZM78 131V132H77ZM80 131H81V134H79L80 133ZM116 131V132H117ZM31 132H32V135H31ZM37 132V131H36ZM60 132V131H59ZM60 133V135L59 134H57V136H56V134H54V137H52L48 142H46V143H44V144H42V145H40L36 150H35V153H34V155H40V154H43V153H45L46 151H48V150H51L52 151V153L51 154H53V156H60L61 155V153H63V151H66V150H64L63 148H62V144H63V142H68V140H69V138L66 140L65 139V137H68V136H65V135H63V137H64V139L62 138V134ZM82 133H83V135H82ZM85 134V135H84ZM89 134V135H88ZM11 135V136H10ZM101 135H102V133H101ZM114 135V136H115ZM119 135H117L118 137H119ZM115 137L114 138V140H116V139H119L118 137ZM83 138H85V139H83ZM102 139V140H100V139ZM180 138V137H179ZM5 139V141H4V143H0V151L2 152V151H5V150H9V151H12V150H15V149H18L19 148V146H18V144H14V143H9V144H7V143H5V142H7V140ZM66 140V141H65ZM83 140H86V141H83ZM106 140H108L107 142H106ZM180 140V139H179ZM90 141V142H89ZM105 141V142H104ZM187 141V140H186ZM188 142V141H187ZM186 142V143H187ZM120 143V142H119ZM184 143V142H183ZM178 144L176 143V146H177ZM181 145H183V144H181ZM184 146V145H183ZM194 146V145H193ZM111 147H112V149H111ZM147 147V150L146 151H144V148H146ZM192 147V146H191ZM184 148V147H183ZM182 148V149H183ZM193 148V147H192ZM178 150L179 149H181L180 148V146H179V148H177ZM185 149V148H184ZM189 149H190V147H189ZM84 150H87V151H89L92 155H93V159L92 158H89V160H87V161H83L80 165H78V164H76V156L81 152V151H84ZM133 150V149H132ZM168 150V151H167ZM186 151V150H185ZM182 153V152H181ZM49 154V153H48ZM186 154V153H185ZM50 155V154H49ZM96 155V156H95ZM182 156H184V155H182ZM95 157V158H94ZM96 157L98 158V159H100L99 161L98 160H96ZM50 158V157H49ZM53 158V157H52ZM58 158V157H57ZM180 158V157H179ZM178 160V159H177ZM186 160H187V158H186ZM27 161L25 160V161H22V162H18V166H17V168L14 170V171H18V177H20L21 175L19 174V171H21L22 170V168L26 165V164H28V163H26ZM176 162V161H175ZM185 162V161H184ZM187 162V161H186ZM114 163V162H113ZM112 163V164H113ZM177 163V162H176ZM76 164V165H75ZM149 164H151V163H149ZM99 165H101V166H99ZM131 165H133V164H131ZM175 165V164H174ZM186 165V164H185ZM195 166V165H194ZM112 167V166H111ZM112 167V168H113ZM133 167V166H132ZM181 167V166H180ZM3 169H5V166H3L2 167ZM113 168V169H114ZM151 168H153V167H151ZM150 168V169H151ZM182 168H184V166H182ZM191 168V167H190ZM193 168V167H192ZM144 169V168H143ZM146 169V168H145ZM148 169H149V167H148ZM154 169V168H153ZM186 169H188V168H186ZM196 169V168H195ZM99 170V171H98ZM111 170V169H110ZM137 170V169H136ZM152 170V169H151ZM189 170V169H188ZM190 170H192V169H190ZM139 171V170H138ZM147 172H148V170H146ZM146 171H144V172H146ZM185 171V170H184ZM134 172H136V171H134ZM188 172V171H187ZM32 173L34 174V172H33V170L32 171H30L29 173H26L25 175H23V176H21L22 177V179H21V181H19V182H16V183H13L12 185H10V186H7V187H5V189H4V191H3V193L1 194V197H2V195L3 194H12V195H15V193H19L20 192V190H25V192H26V195H25V197L23 198V199H20L18 196V199H20V200H11L10 202H8V203H6L4 206L7 208H17L18 209V212H23V214L22 215H19V217H18V212L15 214V217L13 218V219H11V220H9V221H7V222H5V225H2V226H0V233H1V242H0V264H6V262H7V260L8 261H12V254L14 253V252H16L17 250H18V248H17V243H16V241H15V239L13 238V234L15 233V231H16V227L17 226H19L20 224H24L23 222L25 221V220H27V219H29V218H34L35 216L36 217H38L40 214L42 215H44V214H46V213H48L49 211H52L53 209H55L56 207H57V203H58V198H60L61 196H57V194H51L49 197L47 196V198L44 200V202L42 203V204H38V203H36V201H37V198H38V196H39V194H41V192H43L42 190L43 189H41V188H39V186L38 187H35V186H32V185H35L32 181L30 182V177L32 176ZM43 173V172H42ZM41 173V174H42ZM130 173V172H129ZM155 173V172H154ZM184 173V172H183ZM182 173V174H183ZM51 174V173H50ZM50 174L48 175L49 176V178H52L51 176L53 175H51L50 176ZM85 174V173H84ZM135 174L137 175V173H134V174H131V176L133 177H135ZM194 173H192V175H193ZM202 174V173H201ZM35 175V174H34ZM59 175V174H58ZM97 175V176H96ZM142 175V174H141ZM152 175H154V174H152ZM151 175V176H152ZM178 175V174H177ZM176 175V176H177ZM189 176H190V172H189V174H188ZM56 177H57V174L55 175ZM55 176H53V178H56ZM71 176V175H70ZM130 176V175H129ZM130 176V177H131ZM174 176V175H173ZM184 176V175H183ZM199 176V175H198ZM43 177H44V175H43ZM42 177V178H43ZM46 177V176H45ZM132 178L133 180H135V178ZM153 177V176H152ZM194 177V176H193ZM197 177V176H196ZM48 178V179H49ZM69 178L70 177H68V179H67V177H61V175L60 176H58V178H56L57 179V182H56V184H55V186L57 185V186H59L60 184H63V183H65L66 184V181L68 180L69 181ZM129 178V177H128ZM128 178H127V180H128ZM150 178V177H149ZM148 178V179H149ZM157 177H155V179H156ZM160 178V177H159ZM173 178V177H172ZM180 178V177H179ZM188 178H190V177H188ZM45 179V178H44ZM44 179H40L39 181H42V180H44ZM171 179V178H170ZM184 179V178H183ZM195 179V178H194ZM198 180H200L199 179V177L197 178ZM53 180V179H52ZM151 180V179H150ZM158 180V179H157ZM176 180V179H175ZM174 180V181H175ZM188 180V179H187ZM192 180V179H191ZM196 180V179H195ZM195 180H194V182L193 183H196L195 182ZM46 181V180H45ZM48 181V180H47ZM184 181V180H183ZM183 181H181V182H183ZM186 181V180H185ZM190 181V180H189ZM30 182V183H29ZM54 182V181H53ZM70 182V181H69ZM150 182V181H149ZM169 182V181H168ZM178 182V184H179V180L177 181ZM192 182H189V183H192ZM200 182V181H199ZM31 183H33V184H31ZM36 183H37V181H36ZM40 183H42L41 184V186L42 185H44L45 186V184H43V182H40ZM40 183H39V185H40ZM47 183V182H46ZM52 183V182H51ZM86 183H88V182H86ZM155 183H157V182H155L154 181V183L153 184H155ZM174 183L175 182H173L171 185H170V187H169V190H168V187H167V189H166V191L168 190V192H166V194H162L161 196H160V200H162V202L164 203V204H166L167 205V203H169V205H170V203L171 202H173L174 201V195H175V193L176 192H179V191H174ZM188 183V182H187ZM186 183V184H187ZM205 183V182H204ZM250 183H251V185L250 186H252V187H250V195H251V199H252V201H255V202H258V204L257 205H255V208H254V210H256L259 214H261V215H264V165L262 164V163H260V162H258L257 164H255L254 166H253V168H252V170H251V174H250ZM59 184V185H58ZM152 184V185H153ZM169 184V183H168ZM177 184V183H176ZM175 184V185H176ZM208 184V183H207ZM207 184H204V185H207ZM52 185H53V183H52ZM110 185V186H109ZM158 185V184H157ZM185 185V184H184ZM191 185H195V186H197L198 184H191ZM209 185H210V183H209ZM73 186H75V185H73ZM154 186V185H153ZM163 186V185H162ZM183 186V185H182ZM181 185H180V187H182ZM62 187V186H61ZM72 187V186H71ZM175 187H178V185H176ZM191 188H193L192 186H190ZM208 187V186H207ZM210 187H212V186H210ZM43 188V187H42ZM63 188V187H62ZM75 188V187H74ZM188 188H189V186H188ZM190 188V189H191ZM198 188H200L199 186L196 188V189H198ZM202 188H204V187H202ZM202 188H200V189H202ZM45 189V188H44ZM66 189H67V187H66ZM65 189V190H66ZM71 189V188H70ZM177 189H179V187L177 188ZM181 189H183V187L181 188ZM184 189H187V187L185 186V188ZM189 189V190H190ZM205 189H206V187H205ZM64 190V191H65ZM69 190V189H68ZM164 190V189H163ZM194 190H195V188H194ZM207 190V189H206ZM60 191H62V190H60ZM67 191V190H66ZM72 191V190H71ZM190 191H192V190H190ZM25 192L23 193V194H25ZM70 192V191H69ZM175 192V193H174ZM195 192H196V190H195ZM201 192V191H200ZM198 193V194H200L201 195V193ZM202 192L203 193H205L206 191H203L202 190ZM214 192V191H213ZM21 193V192H20ZM60 193V192H59ZM70 193H72V192H70ZM180 193V192H179ZM178 193V194H179ZM185 193V192H184ZM207 193V192H206ZM206 193H205V195H206ZM63 194H65V193H63ZM67 194V193H66ZM159 194V193H158ZM181 194H183V193H180V196H181ZM188 194V193H187ZM196 194V193H195ZM11 195V196H12ZM185 195V194H184ZM190 195H194V193L192 194V192H191V194ZM204 195V196H205ZM20 196V195H19ZM23 196V195H22ZM66 196H69V195H66ZM119 197H120V195H118ZM122 196V195H121ZM178 196V195H177ZM186 196V199L188 198L189 199V197H187V195H185ZM0 197V198H1ZM5 197H7V196H5ZM124 197V196H123ZM182 197L184 198V196L182 195ZM181 197V198H182ZM200 197V196H199ZM199 197H198V199H199ZM208 197V196H207ZM211 196H209V198H210ZM10 198H13V196L12 197H10ZM63 198V197H62ZM66 198V197H65ZM182 198V199H183ZM195 198H197V196L195 197ZM176 199V198H175ZM185 198H184V200L183 201H185L186 200ZM187 199V200H188ZM207 199V198H206ZM5 200V199H4ZM3 200V201H4ZM120 200V199H119ZM127 200V199H126ZM135 200V199H134ZM160 200H158V201H160ZM181 199H179L178 201H180ZM187 200L185 201V202H187ZM1 201V200H0ZM138 201V200H137ZM182 201V200H181ZM200 201H201V199H200ZM204 202H205V200H203ZM5 202V201H4ZM3 202V203H4ZM111 202V203H110ZM123 201H121V203H122ZM127 202V201H126ZM133 202V201H132ZM135 202V201H134ZM140 202V201H139ZM161 202V203H162ZM190 204H192L193 203V200L191 201H188ZM38 204V206L36 207V209H35V211L32 213V214H28L27 212H28V210H29V208H31L30 207V205H32V204ZM120 203V202H119ZM125 203V201L123 202V204ZM196 203V202H195ZM197 203H198V201H197ZM196 203V204H197ZM134 204V203H133ZM182 204V203H181ZM194 204V203H193ZM119 205V204H118ZM135 205V204H134ZM165 205V206H166ZM179 205V204H178ZM199 206H200V204H198ZM164 206V207H165ZM185 206V205H184ZM136 208H137V206H136ZM162 209H163V207H162ZM58 210V209H57ZM121 210V209H120ZM161 210V209H160ZM192 210V209H191ZM5 213V212H4ZM188 213V212H187ZM28 214V215H27ZM149 214H151V212L149 213ZM38 215V216H37ZM42 215V216H43ZM63 215H69V211H67V213L65 214H62V217H61V219H63ZM105 215V216H104ZM145 216H146V214H145ZM148 216V215H147ZM68 217V216H67ZM226 217V216H225ZM40 218V217H39ZM69 218V217H68ZM123 219H124V217H123ZM33 220V219H32ZM31 220V221H32ZM66 220V219H65ZM69 220V219H68ZM138 220V219H137ZM146 220L147 221H149L147 218H146ZM61 221V220H60ZM64 221V220H63ZM62 221V222H63ZM130 221H131V219H130ZM26 222H28V224H29V221H26ZM25 222V224L27 225V223ZM38 222V221H37ZM62 222H59V223H61V226L62 225H64ZM65 222V221H64ZM126 223V222H125ZM124 223V224H125ZM136 223V222H135ZM252 223V222H251ZM24 224V225H25ZM31 224V223H30ZM29 224V225H30ZM68 224V223H67ZM83 224V225H84ZM120 224V223H119ZM127 224V223H126ZM126 224L125 225H122L123 227L124 226H126ZM132 224V223H131ZM140 224V223H139ZM25 225V226H26ZM58 225H60V224H58ZM238 225H240V224H238ZM263 226H264V224H262ZM21 226V225H20ZM25 226H23V229L25 228ZM34 226V225H33ZM36 227L38 226V224L37 225H35ZM34 226V227H35ZM40 226V225H39ZM61 226H58L60 229H62L61 228ZM241 226V225H240ZM249 226H251V225H249ZM35 227V229H37L38 230V228L39 227H37L36 228ZM65 227V226H64ZM120 227V226H119ZM129 227V226H128ZM245 227V226H244ZM244 227H243V229H244ZM253 228L255 227V226H252ZM28 228H30V227H28ZM32 228V231H33V227H31ZM31 228L29 229L30 231H31ZM58 228V229H59ZM124 228H126V227H124ZM221 228V227H220ZM260 226H259V228H254V229H252L251 231H250V229H248L250 232H252L253 230H255L254 231V234H252V235H249L248 237H246V236H242V237H246L244 240H241L242 239V237L241 238H239V239H237L236 237H238V235L235 237L237 240L235 241V243H231V244H233L231 247H232V249L233 250H236V249H238V253H237V255H239L240 253L241 254H244L246 257H248V258H250L251 260H253L254 261V263L253 264H264V230H260ZM22 229V231H24V234H25V232H26V229H24L23 230ZM34 229V230H35ZM40 229H41V227H40ZM59 229V230H60ZM64 229V228H63ZM62 229V230H63ZM235 229V228H234ZM241 229V228H240ZM240 229L238 230V232L240 231ZM19 230H20V227H19ZM28 230V232H30ZM61 230V231H62ZM242 230V229H241ZM247 230V229H246ZM248 230H247V232H248ZM36 231V230H35ZM54 231H56V230H54ZM58 231V230H57ZM57 232L58 234H59V237L61 238V236H62V234L63 233H65V232ZM243 231V230H242ZM37 232V231H36ZM227 232V231H226ZM257 232V233H256ZM33 233H34V231H33ZM55 233V232H54ZM62 233V234H61ZM76 233V232H75ZM249 233V232H248ZM21 234V233H20ZM29 234V233H28ZM32 234V233H31ZM61 234V235H60ZM112 234H113V231H112ZM234 234V233H233ZM232 234V235H233ZM243 234V233H242ZM241 234V235H242ZM255 234H257V235H255ZM30 235V234H29ZM29 235H27V241H28V243L30 244V242H32V238H31V236H29ZM35 235V234H34ZM52 235H53V237H56L57 235H56V233L55 234H53V230H48V231H46V238H45V240H44V242L41 244V245H38L39 246V248H38V250L41 252V250L47 245V244H49L50 243V240H49V237H51L52 239H55V238H53L52 237ZM55 235V236H54ZM64 236H62L63 238L62 239H67L66 237V235H67V233L66 234H63ZM73 235H75V234H73ZM72 235V236H73ZM10 236H11V238H10ZM66 236V237H65ZM70 236V235H69ZM220 236V235H219ZM230 236V235H229ZM234 236H235V234H234ZM24 237V240L26 239L25 238V236H23ZM22 237V238H23ZM33 237V239H34V236H32ZM76 237V236H75ZM231 237V236H230ZM57 238V240H58V237H56ZM228 238V237H227ZM235 238H234V240H235ZM51 239V240H52ZM62 239H60L61 240V242H62ZM49 240V242L47 243V241ZM56 240V241H57ZM53 241H55V240H53ZM52 241V242H53ZM69 241V239H67V241H65L66 243ZM222 241V240H221ZM233 241V240H232ZM61 242H59V243H61ZM223 242V241H222ZM222 242H221V244H222ZM47 243V244H46ZM62 243H64V242H62ZM65 243V244H66ZM64 244V245H65ZM69 244V243H68ZM67 244V245H68ZM110 244V243H109ZM213 245H211L210 244V246H216V244L215 243H212ZM230 244V245H231ZM35 245V244H34ZM33 245V246H34ZM50 245H52V244H50ZM50 245H47L44 249L45 250H47V248H48V246H50ZM64 245H62V246H64ZM225 246L227 245V244H224ZM44 246V247H43ZM58 246H60V244L58 245ZM61 246V247H62ZM229 246V245H228ZM43 247V248H42ZM66 247H68V246H66ZM63 248V247H62ZM64 248H65V246H64ZM83 248V247H82ZM43 249V250H44ZM49 249V248H48ZM54 249V247L52 248V249H49V251H46V253H45V250H44V254H48V252L50 253V254H52L51 252H52V250ZM66 249V248H65ZM68 249V248H67ZM56 250V248L54 249V251ZM39 251H37V252H39ZM53 251V252H54ZM40 252H39V254H40ZM68 252V251H67ZM66 252V253H67ZM100 252V251H99ZM106 252V251H105ZM37 255V254H35V256L37 255V260H35L36 262L37 261H39L40 259L38 258V256H40L41 254L43 255V252L40 254V255ZM65 254V253H64ZM101 254V253H100ZM69 256L71 255L72 256V254H68ZM236 255V256H237ZM35 256H32V257H34L35 258ZM44 256H46V255H44ZM44 256H42L41 258H44ZM61 256H63V255H61ZM32 257H28V256H26L24 253L23 254H21L20 256H18V259H17V262L18 263H21V264H23V262L25 263V260H27L28 258H32ZM48 257H49V255H48ZM11 259V260H10ZM39 259V260H38ZM58 259H60L61 260V258H58ZM30 260H32V259H30ZM30 260H28L29 261V263H30ZM33 260V261H34ZM235 260H236V258L234 257V259H233V261L231 262L232 264H235ZM31 262V264L32 263H36V262ZM60 262V261H59ZM28 263V264H29ZM220 262H218L217 263V261L216 262H214V263H211V264H219ZM26 264V263H25ZM38 264V263H37ZM239 264V263H238Z\"/></svg>",
	"mask_w": 264,
	"mask_h": 264
},
{
	"label": "clouds",
	"instance_id": "3",
	"mask_svg": "<svg viewBox=\"0 0 264 264\" xmlns=\"http://www.w3.org/2000/svg\"><path fill=\"white\" fill-rule=\"evenodd\" d=\"M179 205H166L159 215H153L142 233L125 242L121 249L123 264H205L196 242L219 243L226 238L216 237L217 225L211 216L192 220L185 218ZM214 237H216L214 239ZM22 245L31 251L28 241Z\"/></svg>",
	"mask_w": 264,
	"mask_h": 264
}]
</instances>
